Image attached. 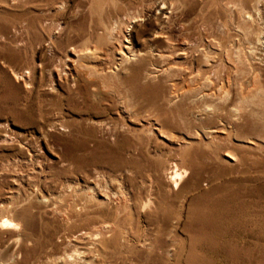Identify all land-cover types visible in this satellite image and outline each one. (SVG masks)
I'll return each mask as SVG.
<instances>
[{
  "label": "rangeland",
  "instance_id": "374dc122",
  "mask_svg": "<svg viewBox=\"0 0 264 264\" xmlns=\"http://www.w3.org/2000/svg\"><path fill=\"white\" fill-rule=\"evenodd\" d=\"M1 216L0 264H264V0H0Z\"/></svg>",
  "mask_w": 264,
  "mask_h": 264
},
{
  "label": "bare ground",
  "instance_id": "6f19581e",
  "mask_svg": "<svg viewBox=\"0 0 264 264\" xmlns=\"http://www.w3.org/2000/svg\"><path fill=\"white\" fill-rule=\"evenodd\" d=\"M90 9V8H89ZM97 10V9H96ZM95 10V11H96ZM100 10H103V9H100ZM92 11V10H91ZM101 13V12H100ZM121 14V13H120ZM138 16V15H137ZM113 18V17H112ZM111 18V19H112ZM108 21V20H107ZM119 21V20H118ZM105 22V21H104ZM107 23V22H106ZM52 25V24H51ZM91 25V24H90ZM108 25H110V24H108ZM82 26V25H81ZM77 27V26H76ZM79 28V27H78ZM90 28V27H89ZM95 31V30H94ZM106 31V30H105ZM108 32V31H107ZM119 41V40H118ZM117 46L119 47L120 45L119 44H117ZM231 155V154H230ZM234 157V156H233ZM235 158V157H234ZM238 158V157H237ZM236 158V159H237ZM238 160V159H237ZM178 175H180V173H178L177 171H175V174H174V176H178ZM177 178V177H176ZM55 200V199H54ZM148 201V200H147ZM103 203V202H102ZM144 204H147V203H144ZM149 205V204H148ZM150 205H152V204H150ZM149 205V206H150ZM85 206V205H84ZM148 206V207H149ZM154 206H155V204H154ZM59 207V206H58ZM145 207H146V205H145ZM151 207V206H150ZM153 207V206H152ZM158 208V207H157ZM164 209V208H163ZM97 214V213H96ZM5 217H7V216H1V218H0V225L1 226H6L7 228L8 227H15V225L16 224H18L19 222H15V221H12V219H7V218H5ZM80 217V216H79ZM21 219V218H20ZM73 219V218H72ZM76 219H77V217H76ZM87 221V220H86ZM70 223H71V221H70ZM88 224V223H87ZM0 226V228H2ZM20 227L21 226H19V229H20ZM12 228V229H13ZM16 228V227H15ZM82 228V227H81ZM4 229V228H3ZM8 229H10V228H8ZM6 230V229H5ZM14 230V229H13ZM18 230V229H17ZM21 232V231H20ZM19 233V232H18ZM84 233V232H83ZM87 233V232H86ZM17 235V234H16ZM19 235H20V233H19ZM89 235V234H88ZM16 236H15V234H14V236H10L9 237V240H8V243L6 244V245H4L3 246V248L0 250V259L1 260H3V259H5V258H7V256L10 254V253H12L11 251H13L12 250V248H13V244H14V241L16 242L17 240L16 239H14ZM17 238V237H16ZM79 238V237H78ZM20 239V238H19ZM19 239H18V241H19ZM21 241V240H20ZM20 241L19 242H17V243H20ZM67 241V240H66ZM64 243V242H63ZM15 245V244H14ZM18 249V248H17ZM11 255V254H10ZM12 257V256H11ZM14 258V257H13ZM12 259V258H11ZM10 262V261H9Z\"/></svg>",
  "mask_w": 264,
  "mask_h": 264
}]
</instances>
